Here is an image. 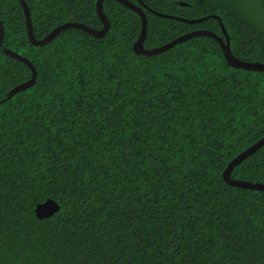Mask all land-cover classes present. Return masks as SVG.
<instances>
[{"label": "trees", "instance_id": "obj_1", "mask_svg": "<svg viewBox=\"0 0 264 264\" xmlns=\"http://www.w3.org/2000/svg\"><path fill=\"white\" fill-rule=\"evenodd\" d=\"M137 3V0H131ZM145 48L197 29L264 63V0H142ZM37 39L77 21L102 29L97 0H25ZM186 3V5H182ZM104 38L80 30L33 45L19 0H0V264H264V192L223 171L264 137V72L231 67L196 37L136 54L142 20L104 0ZM36 82L10 92L32 77ZM6 100V101H5ZM264 183V147L233 172ZM47 199L60 209L39 219Z\"/></svg>", "mask_w": 264, "mask_h": 264}, {"label": "water", "instance_id": "obj_2", "mask_svg": "<svg viewBox=\"0 0 264 264\" xmlns=\"http://www.w3.org/2000/svg\"><path fill=\"white\" fill-rule=\"evenodd\" d=\"M119 3H121L123 6L127 7L128 9L132 10L136 14L139 15V17L142 20V29L139 35V38L137 41L133 44V49L136 54L146 55V56H154L163 52H166L173 47H175L178 44H181L183 42H186L188 40H191L196 37H210L215 40H217L222 48V51L224 53V56L226 58V61L228 64L233 68L243 69V70H249V71H259L264 72V63L261 62H246L243 60H240L239 58L235 57L231 50V44H230V38L228 35V32L226 31V28L224 26V23L222 22V19L217 15H211L210 17H213L220 22V26L222 28V31L226 37V40H224L223 37L218 35L217 33L207 30V29H197L193 30L191 32H188L186 34H183L179 36L178 38L162 45L159 47H155L152 49L145 48V41L148 36V17L146 15L145 10L168 19H174L179 20L181 22L195 24V23H201L205 21L208 17L200 18V19H186L182 17L173 16L170 14H164L158 11H155L147 4H145L142 0H137V3L131 1V0H116ZM25 17H26V26H27V33L30 42L35 46H45L49 43H51L61 32L68 30V29H80L83 30L91 35H93L96 38H104L106 34L109 32L111 28L110 20L108 19L106 13L104 12V0H97L96 9L99 18L102 21L103 28L102 29H95L93 27H90L84 23L77 22V21H69L66 23H63L59 26H57L55 29H53L47 36H45L42 39H37L34 30H33V21L31 17V11L29 9V6L25 2V0H19ZM182 5H186V3H182ZM5 37V28L4 24L0 19V45L2 44ZM6 54L12 56L13 58H16L22 62H24L32 71V77L17 86L14 90L10 92V95L8 98L14 96L16 93L20 92L21 90L28 88L32 86L36 80H37V69L33 65V63L26 57L11 51V50H4ZM6 101V100H5ZM262 147H264V137H262L259 141H257L255 144L241 152L237 157H235L227 166V168L223 171V179L225 183H227L229 186H232L234 188H240V189H248V190H254V191H260L264 192V183L260 182H251L246 180H238L232 177L233 170L239 166L243 161H245L248 157L256 153L258 150H260ZM60 209L59 203L54 199H47L44 203L38 204L35 210L36 216L39 219L49 218L53 216L56 212H58Z\"/></svg>", "mask_w": 264, "mask_h": 264}]
</instances>
